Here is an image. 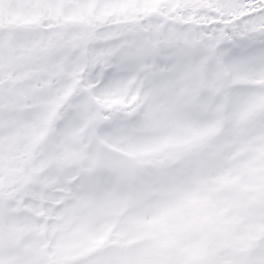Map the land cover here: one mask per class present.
Returning a JSON list of instances; mask_svg holds the SVG:
<instances>
[{
  "label": "snow or ice",
  "instance_id": "6c2138e0",
  "mask_svg": "<svg viewBox=\"0 0 264 264\" xmlns=\"http://www.w3.org/2000/svg\"><path fill=\"white\" fill-rule=\"evenodd\" d=\"M0 264H264V0H0Z\"/></svg>",
  "mask_w": 264,
  "mask_h": 264
}]
</instances>
